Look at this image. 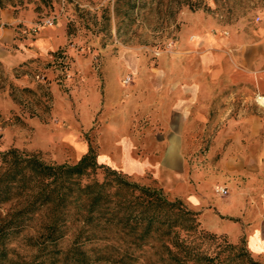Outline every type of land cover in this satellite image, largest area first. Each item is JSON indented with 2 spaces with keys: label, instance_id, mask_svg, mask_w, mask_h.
Masks as SVG:
<instances>
[{
  "label": "crops",
  "instance_id": "0c3cea01",
  "mask_svg": "<svg viewBox=\"0 0 264 264\" xmlns=\"http://www.w3.org/2000/svg\"><path fill=\"white\" fill-rule=\"evenodd\" d=\"M34 16L0 8V69L31 87L29 75L47 66L51 115L59 124H40L35 116V134H59L73 151L75 137L85 146L78 160L88 150L79 136L98 118L99 163L106 164V136L117 138V146L123 140L119 168L154 169L167 198L201 212L206 230L234 242L246 222L255 224L251 234L264 232V106L258 102L264 98V7L258 21L254 16L230 25L191 14L174 48L154 66L135 51L120 50L105 55L100 75L89 56L74 54L80 38L68 32L65 16L25 35L22 27ZM62 49L74 56L71 69L81 79L64 80L52 60ZM124 75L131 76L127 86ZM216 186L228 195L217 196Z\"/></svg>",
  "mask_w": 264,
  "mask_h": 264
},
{
  "label": "trees",
  "instance_id": "16d2710c",
  "mask_svg": "<svg viewBox=\"0 0 264 264\" xmlns=\"http://www.w3.org/2000/svg\"><path fill=\"white\" fill-rule=\"evenodd\" d=\"M31 2L0 0V8ZM33 3L39 16L57 0ZM139 3L114 0L115 19L131 20ZM97 157L90 144L71 164L0 152V264H261L244 241L203 228L201 212Z\"/></svg>",
  "mask_w": 264,
  "mask_h": 264
},
{
  "label": "rangeland",
  "instance_id": "374dc122",
  "mask_svg": "<svg viewBox=\"0 0 264 264\" xmlns=\"http://www.w3.org/2000/svg\"><path fill=\"white\" fill-rule=\"evenodd\" d=\"M33 1L22 9L32 11L36 5ZM186 1L140 0L139 8L131 20L122 21L114 17V0H65L63 11L62 0H57L52 10H47V13L45 9L40 10L39 13L42 14L39 16L35 14L33 23H39L56 14L65 16L68 32L80 38V42L74 46V54L89 56L94 71L100 75L105 55L110 52L117 56L120 50L135 51L154 66L163 51L174 48L183 28L182 23L191 14L200 13L230 25L244 18L256 17L258 10L264 7V0H190V8L184 5ZM62 50L67 52L66 49ZM68 55L72 65L75 62L74 56L69 53ZM46 70L47 66H41L32 72L29 77L34 85L21 87L0 69V152L17 148L24 153L38 155L48 164L75 163L85 148L81 142H75V137L71 136L76 152L65 146L66 142L59 134L51 137L40 131L35 134L32 123L35 116L40 124H59L51 115L52 103L46 79L38 82L34 78L37 73L45 74ZM258 102L264 106V98H259ZM98 125L99 119L95 118L91 130L82 132L79 136L94 148L97 155ZM104 139L101 159L106 164L140 184L160 188L165 193L155 177L154 169L119 168L123 165V157L120 156L124 147L123 140L120 139L122 142L117 146L114 143L117 138L108 135ZM134 155L140 157L142 153L135 152ZM253 225L255 224L251 222L241 225L242 233L238 241H244L250 256L264 264V232L251 234Z\"/></svg>",
  "mask_w": 264,
  "mask_h": 264
},
{
  "label": "built area",
  "instance_id": "2783aa9c",
  "mask_svg": "<svg viewBox=\"0 0 264 264\" xmlns=\"http://www.w3.org/2000/svg\"><path fill=\"white\" fill-rule=\"evenodd\" d=\"M64 1L62 0L61 2V11H63V7H64ZM61 14H56L53 15L52 17H49L45 20H42L39 23H32L29 26H23L22 27V31L25 35H30L33 36L35 34H37L43 27H51L54 25L55 20L60 17ZM256 21L259 20L258 17L255 18ZM169 46H171V44H169ZM54 64H57L59 66V69L61 70L64 80H73L75 77H78L81 79V76H79L78 72H72L71 69V62L69 60V55L65 50L59 51L57 52L53 58H52ZM35 80H37L38 82H44L46 79L45 74L43 73H37L34 76ZM122 84L124 86L129 85L131 83V76L130 75H126L124 76V78L122 79ZM214 193L223 198L226 197L228 195V191L225 187H221V186H216L213 189Z\"/></svg>",
  "mask_w": 264,
  "mask_h": 264
}]
</instances>
